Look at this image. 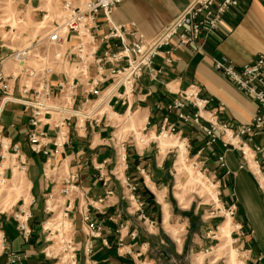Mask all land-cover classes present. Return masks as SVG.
<instances>
[{
  "label": "crops",
  "instance_id": "crops-1",
  "mask_svg": "<svg viewBox=\"0 0 264 264\" xmlns=\"http://www.w3.org/2000/svg\"><path fill=\"white\" fill-rule=\"evenodd\" d=\"M191 1L122 0L111 16L118 24L134 22L145 39L151 40ZM96 24L95 35L100 38L108 31V24L101 16L96 18ZM126 39L129 41L130 36ZM73 42H68L66 46L70 48ZM174 43L172 39L166 47L171 50V62L165 61L163 53L155 56L153 67L161 68V72L153 77L144 69L127 104L115 103L114 97L109 104L107 100H101L98 106L106 114L97 123L85 121L81 128L71 124L67 142L62 147L56 148L51 142L55 131L47 126V155L30 149L27 139L28 112L19 104L7 103L4 106L0 112L1 136L17 143L29 162L24 172L29 183V225L32 229L28 241L16 228L13 215L17 210H10V213L0 211V232L6 244L26 256L20 264H53V260L42 253L45 243L40 224L48 216L44 210L46 193L51 188L58 193L63 185L61 177L67 172L77 175L83 193L72 199L70 211L75 228L74 240L79 247L77 264H192L189 258L193 244L189 248L184 243L177 245L164 225L175 217L174 206L168 198L175 147H163L153 135L159 137L161 127L168 124L176 126V135L186 137L190 154L197 158L200 166L217 172L221 205H233L235 208L233 216H230L235 225L233 240L242 250L245 264H264V193L249 169L240 167L242 160L239 152L234 149L224 152L226 165L223 167H217L212 157L196 156L203 134L192 122L183 123L178 118L179 112L191 114L193 107L187 103L180 110L168 111L165 108L178 92L194 84L201 97L211 99L210 107H220L218 117L221 121L231 125L251 121L256 103L216 71L212 61L213 58L227 57L236 65H242L258 53H264V0H238L237 5L222 16L217 29L202 36L196 46L176 47ZM117 46L116 39L99 42V51ZM9 53V49L0 44V66L11 73L16 66ZM88 70L90 76L94 75V64ZM72 72L73 65L60 64L52 80L71 77ZM82 81L83 78H80L75 90L76 104L93 97L85 92L87 84ZM108 82L101 83L99 89L104 91ZM12 92L17 96L20 94L17 80L12 82ZM115 115L120 119H116ZM119 120H125L121 128H118ZM244 139L250 145L264 147V130L244 136ZM120 146L123 160L117 155ZM257 159L264 170V154H257ZM48 165L57 167V173L51 178L55 181L53 184L43 176V169ZM5 175L9 177L10 171L5 170ZM125 180L135 185L132 195L126 189ZM108 191L111 194L107 195ZM104 196L102 203L96 201ZM86 200L94 205L87 207L90 218L101 225L100 235L90 238V252L84 250L87 235L82 230L78 210ZM196 213L197 210H193L189 216ZM191 221L189 218V226ZM153 222L155 225H152ZM0 264H8L6 253L0 254Z\"/></svg>",
  "mask_w": 264,
  "mask_h": 264
},
{
  "label": "built area",
  "instance_id": "built-area-1",
  "mask_svg": "<svg viewBox=\"0 0 264 264\" xmlns=\"http://www.w3.org/2000/svg\"><path fill=\"white\" fill-rule=\"evenodd\" d=\"M121 1L85 0L78 6L72 0H64L62 3L64 15L52 20L48 27H43L46 31L42 35L31 38L24 45L10 51V58L16 66L14 72L7 73L0 67V112L7 103L19 104L28 112L27 139L33 152L48 154L47 126H51L55 131L51 142L56 148L62 147L67 142L71 124L81 128L84 120L97 123L102 115L106 114L98 106L101 100H107L109 104L114 97L115 103L120 101L122 105L127 104L134 84L144 69L153 77L161 72V68L153 67L155 56L163 53L165 61L171 62V50L166 47L172 43V39L175 40L176 47L196 46L202 36L217 29L222 16L238 2V0H192L156 37L146 40L134 22L118 24L112 20V12ZM98 16L108 24V31L100 38L95 35ZM127 36H130L129 41L126 39ZM115 39L119 46L115 49L106 47L99 51V42L106 43ZM72 40L73 44L70 48L67 47V43ZM212 62L216 71L256 103L255 114L249 123L231 125L221 121L218 117L220 107H210L211 99L201 97L200 90L194 84L178 92L165 108L168 111L180 110L189 103L193 107V112L191 114L179 112L178 118L183 123L192 122L203 134L196 156L212 157L217 167H223L226 165L224 152L237 150L242 160L240 167L246 166L249 169L264 193V170L259 166L257 159V154H264V147L250 145L244 139V136L264 130V53H258L254 59L242 65H236L226 57L213 58ZM60 64L73 65V75L53 82L52 76ZM91 64L95 67V74L92 76L88 70ZM80 78L87 84L85 92L93 97L89 101L85 98L76 104L75 90ZM15 80L18 81L20 91L18 96L12 92V82ZM106 80L109 82L105 90L101 91L99 85ZM103 92L105 97L101 96ZM1 132L0 125V168L3 167L0 171V186L8 179L5 170H9L11 175L14 169L24 173L29 164L19 145L2 137ZM176 133V126L168 124L161 127L159 136ZM177 138L186 139L180 135ZM117 155L119 159H124L121 146ZM7 159L9 162L4 165ZM196 159H193L192 166L197 164ZM197 170L205 184L219 186L216 177L206 174L200 167ZM56 171V166H46L43 169V176L53 184L55 181L51 178ZM61 182L63 185L58 193L51 188L44 199V210L48 216L40 224L45 241L42 252L53 259V264H77L79 247L74 240L75 228L70 211L72 199L83 193L75 173H65L61 177ZM125 186L129 193L135 189V185L128 180H125ZM108 194H111V191H108ZM104 199L105 196L96 201L102 203ZM28 206L25 207L22 203L13 215L17 222V230L25 241H28L32 234ZM88 206H94L93 202L86 200L80 208L78 207L82 230L87 235L84 241L86 252H90V238H96L101 233V225L90 218ZM225 211L233 216L235 210L231 205ZM2 253L7 254L8 264H16L22 258L25 259V255L21 256L8 247L4 235L0 232V254Z\"/></svg>",
  "mask_w": 264,
  "mask_h": 264
},
{
  "label": "rangeland",
  "instance_id": "rangeland-1",
  "mask_svg": "<svg viewBox=\"0 0 264 264\" xmlns=\"http://www.w3.org/2000/svg\"><path fill=\"white\" fill-rule=\"evenodd\" d=\"M63 1L0 0V44H3L11 51L24 45L29 39L42 35L46 31L44 30L45 28H42L43 25L48 27L52 20H56L64 15L62 9ZM72 1L75 5L81 6L85 0ZM115 117L116 119H120L117 115ZM119 121L120 126L118 128H121L122 122L125 120ZM118 133L120 132L118 131ZM160 136L153 135L154 138L160 141L163 147H175L173 175L169 185L170 192L168 193V198L174 206L173 213L175 217L170 218V220L164 223L168 235L171 236L177 245L184 243L188 247L193 244V251L189 258L192 264H245L244 254L238 248V243L233 240L236 235L234 232L235 225L231 218H228L230 215L225 211L231 205L224 207L219 200L220 181L217 187L206 184L210 186L211 190L216 191L219 201H215L207 194L204 188L205 183L202 184L204 180L198 176L197 169L200 167L206 174L211 175V177H216V180H219L217 172L215 169L209 171L205 166H200L197 159V164L193 165V167L191 164L194 157L190 154L191 149L185 140L177 138L178 135L169 136L167 134L163 138ZM180 144H183L186 149V153L184 154L186 158L182 160L180 159L179 152ZM8 162L9 159H7L5 165ZM21 174L22 172L14 169V172L12 175H9L5 185L0 187V211L10 213V210L16 211L18 205L22 203H24L25 207L29 204V183L25 175ZM132 191H130L131 195ZM23 200L24 202H22ZM193 210H197V213L195 215L191 214L190 217L189 215ZM189 218L192 220L190 226L188 223ZM152 225H155V223L153 222ZM192 240L193 243H191ZM16 252L21 256L25 255L19 251ZM42 253L44 254V252ZM22 260L23 258L20 261ZM20 261L16 262V264H20Z\"/></svg>",
  "mask_w": 264,
  "mask_h": 264
},
{
  "label": "bare ground",
  "instance_id": "bare-ground-1",
  "mask_svg": "<svg viewBox=\"0 0 264 264\" xmlns=\"http://www.w3.org/2000/svg\"><path fill=\"white\" fill-rule=\"evenodd\" d=\"M192 2V1H191ZM48 17V16H47ZM40 23H43V22H40ZM43 27H45L44 25H43ZM42 27V28H43ZM6 72V71H5ZM8 73V72H7ZM105 95V93L103 92L102 93V95L101 96H104ZM85 122V120L82 122V123H84ZM158 137V136H157ZM161 138H163L164 136H160ZM168 138H170V137H168ZM176 141H178V140H176ZM179 147H180V150H179V152H180V159L182 160V159H184V158H186V157H184L185 155V153H186V149H185V147H184V145L183 144H180L179 145ZM6 161L7 160H5L4 161V165H5V163H6ZM177 162V161H176ZM2 165H3V163H2ZM3 165V166H4ZM49 166V165H48ZM183 166H184V164H183ZM3 167H1L0 168V171H1V169H2ZM180 168V167H179ZM187 168V167H186ZM178 170V169H177ZM182 170V169H181ZM182 171H184V170H182ZM21 175H25L23 172H22V174ZM198 176L200 177V175L198 174ZM202 184H204V182L202 183ZM5 184H3V185H1L0 187H2V186H4ZM205 186H204V188H205V190L207 191V194L211 197V198H213L215 201H219L218 200V197H217V195H216V191H213V190H211V188H210V186H207L206 184H204ZM213 187V186H212ZM218 192V191H217ZM23 202H24V200H23ZM229 219H230V217H228ZM16 221V220H15ZM226 226V225H225ZM238 227V226H237ZM16 228H17V222H16ZM78 259V258H77ZM232 259H233V257H232ZM234 260V259H233Z\"/></svg>",
  "mask_w": 264,
  "mask_h": 264
}]
</instances>
